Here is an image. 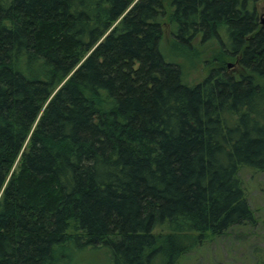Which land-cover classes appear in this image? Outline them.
<instances>
[{"label":"trees","instance_id":"obj_1","mask_svg":"<svg viewBox=\"0 0 264 264\" xmlns=\"http://www.w3.org/2000/svg\"><path fill=\"white\" fill-rule=\"evenodd\" d=\"M261 1L0 0V264H179L256 223ZM165 23L179 52L218 45L201 82L167 60Z\"/></svg>","mask_w":264,"mask_h":264},{"label":"rangeland","instance_id":"obj_2","mask_svg":"<svg viewBox=\"0 0 264 264\" xmlns=\"http://www.w3.org/2000/svg\"><path fill=\"white\" fill-rule=\"evenodd\" d=\"M164 2L170 3L171 0ZM257 8L260 19L264 22V0L257 4ZM168 12H171V9H168ZM171 33V25L165 23L163 53L168 61L184 67L189 84L201 82L212 68L218 67L215 58L219 56V47L216 43L202 46L196 43L194 53L188 55L181 49L179 52L177 48H173ZM172 52L182 53L186 58H177L180 56L173 55ZM227 69L230 74L240 72L233 62H228ZM240 178L255 214L256 223L232 228L220 237L209 235L200 247L184 256L179 264H264V172L244 168L240 171ZM65 254L68 258L62 264H109L108 256L102 250H71Z\"/></svg>","mask_w":264,"mask_h":264},{"label":"water","instance_id":"obj_3","mask_svg":"<svg viewBox=\"0 0 264 264\" xmlns=\"http://www.w3.org/2000/svg\"><path fill=\"white\" fill-rule=\"evenodd\" d=\"M264 23V22H263Z\"/></svg>","mask_w":264,"mask_h":264}]
</instances>
